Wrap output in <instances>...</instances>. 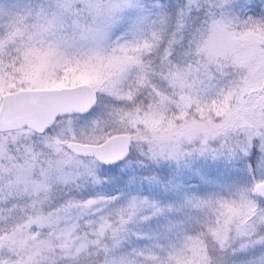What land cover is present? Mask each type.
I'll return each mask as SVG.
<instances>
[{
	"label": "snow or ice",
	"instance_id": "snow-or-ice-1",
	"mask_svg": "<svg viewBox=\"0 0 264 264\" xmlns=\"http://www.w3.org/2000/svg\"><path fill=\"white\" fill-rule=\"evenodd\" d=\"M0 264H264V0H0Z\"/></svg>",
	"mask_w": 264,
	"mask_h": 264
}]
</instances>
